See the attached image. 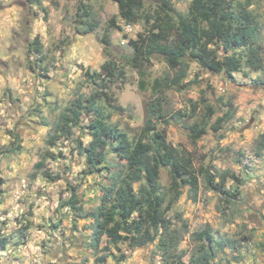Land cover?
<instances>
[{"label": "rangeland", "instance_id": "374dc122", "mask_svg": "<svg viewBox=\"0 0 264 264\" xmlns=\"http://www.w3.org/2000/svg\"><path fill=\"white\" fill-rule=\"evenodd\" d=\"M165 1L182 14L190 2ZM252 1L250 9L261 29L260 70L246 68L228 77L190 62L184 89L155 93L154 80L172 72L159 58L139 72L128 65L132 55L128 41L136 39L145 25H126L113 1L0 0V264H101L96 259L107 254L89 248L91 213L100 203V186L108 183L105 170L89 175L79 149L91 140L86 127L93 116L83 113L79 127L52 145L49 134L79 94H91L85 72H99L108 61L123 71V83H107L116 108L109 111V123L131 139L144 126L149 104L158 106V115L165 118L188 113L191 103L197 104L192 119L171 120L168 125L156 122L167 141L192 158L200 181L196 201L188 199L184 188L166 213L178 235L182 261L187 264L198 246L194 234L210 230L215 253L210 264H264V153L257 157L255 148L264 131V0ZM155 8L146 4L145 12ZM79 10L89 12L97 23L94 31L77 29ZM36 38L40 53L35 50ZM205 103L215 114L206 134L192 141L188 128L200 122ZM226 110L231 119L215 131L212 126ZM105 153L104 166L118 163L110 148ZM40 161L52 179L36 169ZM207 171L215 182L225 172L233 173L243 182L240 193L231 197L235 184L229 178L226 195L208 189L202 178ZM170 183L168 169L162 168L158 184L165 206L172 197ZM72 193L77 195L75 209L66 205ZM157 244L136 248L118 244L110 248L104 264H162Z\"/></svg>", "mask_w": 264, "mask_h": 264}, {"label": "trees", "instance_id": "16d2710c", "mask_svg": "<svg viewBox=\"0 0 264 264\" xmlns=\"http://www.w3.org/2000/svg\"><path fill=\"white\" fill-rule=\"evenodd\" d=\"M111 1L117 5L118 17L126 25L139 22L145 25L136 39L128 41L132 52L128 65L139 72L150 65L153 58H159L172 72L171 76L154 80L155 93L163 88L184 89L190 62L201 70L228 77L246 68L252 71L262 68L261 29L256 14L250 9L252 0H190L185 14L175 12L165 0ZM146 4L156 8L153 12H145ZM77 16L81 21L78 30L90 33L96 29L97 23L91 20L89 12L79 10ZM35 43V50L40 53L38 38ZM102 43L107 49L109 41L106 35ZM84 77L91 84V94H79L71 102L51 127L49 139L52 145L59 138L70 136L73 129L79 127L83 113L93 116L86 127L91 140L86 147L79 146V149L85 155L89 175L103 170L107 174L108 183L100 186V203L91 213L93 224L89 248L95 254L101 249L107 253L96 261L104 264L110 248H116L121 243L136 248L157 241L162 252V264H185L177 250L178 235L171 230L166 213L180 198L184 188L188 189V199L196 201L200 190L199 176L192 158L184 150L170 144L164 130L156 128V122L168 125L171 120L181 122L185 118L192 119L197 104L191 103L192 110L188 113L175 112L168 118H165L166 115L159 116V107L149 104L144 126L131 139L116 125L109 123V111L116 108L107 83H123V71L118 64L108 61L99 72H85ZM205 104L206 111L200 122L188 128L192 141H198L206 134L210 118L215 114L214 108ZM231 117L230 110H226L215 121L213 129L217 131V127ZM107 148L118 160L116 165L104 166ZM255 148L256 156L261 157L264 153V131L256 139ZM35 167L45 178L52 179L48 172L43 171L44 161L38 162ZM162 168L168 169L171 178L172 197L166 206L165 195L158 184ZM202 178L208 189L223 195L228 193L225 190L227 178L231 179L235 184V193L231 197L240 193L243 184L228 171L219 182H215L208 171ZM77 204V195L72 193L66 205L75 209ZM194 239L198 246L193 248L187 264H210L215 254L211 231L196 232Z\"/></svg>", "mask_w": 264, "mask_h": 264}]
</instances>
